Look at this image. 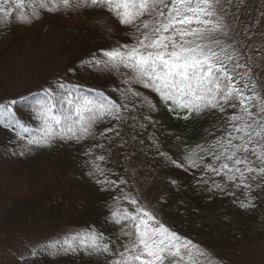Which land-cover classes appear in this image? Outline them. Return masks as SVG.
<instances>
[{
    "label": "snow or ice",
    "instance_id": "1",
    "mask_svg": "<svg viewBox=\"0 0 264 264\" xmlns=\"http://www.w3.org/2000/svg\"><path fill=\"white\" fill-rule=\"evenodd\" d=\"M246 7V0H0V30L10 31L13 21L29 27L44 16L94 12L107 13L126 30L123 41H109L67 70L112 81L107 90L57 78L0 102V130L18 149L12 155L83 145L84 175L111 193L103 223L26 243L18 264H35L40 256L87 258L89 264H221L161 219L168 197H160L159 208L145 202L131 163L154 152L163 167L191 175L197 189L234 197L242 213L264 205V83L254 72L264 47H251L264 38V11L245 25L241 40L237 29ZM161 109L185 121H209L202 142L175 144L173 152L157 135L161 121L154 114ZM126 127L133 132L131 153L124 151ZM114 154L123 158V164L116 161L122 172L108 167ZM167 184L181 187L175 178Z\"/></svg>",
    "mask_w": 264,
    "mask_h": 264
},
{
    "label": "trees",
    "instance_id": "2",
    "mask_svg": "<svg viewBox=\"0 0 264 264\" xmlns=\"http://www.w3.org/2000/svg\"><path fill=\"white\" fill-rule=\"evenodd\" d=\"M102 23H107L114 31L106 32ZM49 25L62 26L70 40L87 43V47L79 52V58L68 69L87 58L90 52L107 47L109 41L125 39L123 33L126 30L120 28L107 13L94 12L82 17L71 14L49 15L29 27L19 26L13 21L10 31L0 30V60L11 49L37 40L41 31ZM68 69L59 78L97 90H107L112 84L110 80L83 71L70 74ZM153 97L158 100L154 94ZM21 112L25 122L35 127L36 121L30 118L27 110L21 109ZM154 116L161 121L157 135L164 144L172 146L173 152L176 151L175 144L183 146L184 142H202L204 130L209 127L207 120L185 121L173 116L167 109H161ZM100 127L102 129L105 126ZM9 135L0 130V198L12 204L11 208L3 211V222L16 228H28L35 222L44 221L56 228L73 229L93 222L103 223L101 211H106L104 205L106 201L110 202L111 193L99 191L98 186L84 175L86 169L81 165L87 157L81 151L83 145L69 148L58 143L52 148L37 149L31 154L19 156L12 155L18 149L15 144H8ZM131 143L132 152V140ZM5 144L8 146L4 147ZM117 160L123 164V158L114 154L108 167L122 172V168L117 166ZM138 160L149 171L161 175L160 197H168L169 203L160 214L173 230L204 246L214 255L225 253L240 257L247 253L249 246H264V205L259 207L258 213H242L233 203L234 197L197 189L190 183L193 179L191 175L163 167L154 152H148ZM171 178L179 181V190L168 186L167 181ZM35 264H89V261L87 258L73 256L56 259L40 256L35 258Z\"/></svg>",
    "mask_w": 264,
    "mask_h": 264
},
{
    "label": "rangeland",
    "instance_id": "3",
    "mask_svg": "<svg viewBox=\"0 0 264 264\" xmlns=\"http://www.w3.org/2000/svg\"><path fill=\"white\" fill-rule=\"evenodd\" d=\"M246 4L247 7L240 13L237 29L241 33L239 37L241 40L245 39L242 34L245 25L264 11V0H246ZM257 46L264 47V38L254 39L251 47ZM86 47V41L70 40L66 29L62 26L45 27L37 40L15 47L1 58L0 102L19 99L48 86L79 58V52ZM257 63L259 67L254 68V72L259 75L261 83H264V58H260ZM124 132L125 139L128 140L126 152L131 153L132 129L126 127ZM131 167L137 169L135 184L140 189L145 202L149 206L158 208L157 201L162 194L161 175L149 171L135 158ZM11 207L12 204L9 201L0 198V264H18L17 257L25 250L24 244L44 242L73 229L56 228L44 221L35 222L28 228L10 226L8 222H3L2 216L3 211ZM159 215L162 219L160 212ZM213 256L221 264H264V246L260 244L249 246L247 253L240 257H232L225 253L213 254Z\"/></svg>",
    "mask_w": 264,
    "mask_h": 264
}]
</instances>
